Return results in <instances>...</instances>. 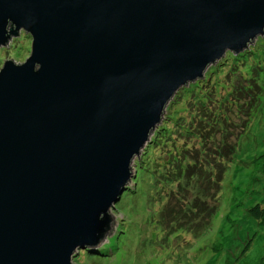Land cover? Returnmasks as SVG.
Listing matches in <instances>:
<instances>
[{
	"label": "water",
	"instance_id": "obj_1",
	"mask_svg": "<svg viewBox=\"0 0 264 264\" xmlns=\"http://www.w3.org/2000/svg\"><path fill=\"white\" fill-rule=\"evenodd\" d=\"M0 264H74L178 89L264 35V0H0Z\"/></svg>",
	"mask_w": 264,
	"mask_h": 264
},
{
	"label": "rangeland",
	"instance_id": "obj_2",
	"mask_svg": "<svg viewBox=\"0 0 264 264\" xmlns=\"http://www.w3.org/2000/svg\"><path fill=\"white\" fill-rule=\"evenodd\" d=\"M17 35L0 46V67L29 55L31 37ZM249 77L263 88L254 108L243 99ZM223 136L239 139L217 210L204 230L189 235L214 202L210 162ZM131 166V189L109 211L115 231L96 246L109 256L79 249L74 264H264V216L248 212L256 203L264 207V35L239 54L226 51L202 78L180 87Z\"/></svg>",
	"mask_w": 264,
	"mask_h": 264
},
{
	"label": "trees",
	"instance_id": "obj_3",
	"mask_svg": "<svg viewBox=\"0 0 264 264\" xmlns=\"http://www.w3.org/2000/svg\"><path fill=\"white\" fill-rule=\"evenodd\" d=\"M247 81L248 82L253 81V82L247 87V89H245L243 87L246 90L243 99L251 100L249 107L254 108L256 106L257 98H259L260 93H261L263 88H260L261 85L256 81L255 77H249L247 79ZM253 88L256 90H254ZM226 122L227 121L225 120V123ZM238 139L236 138L233 142L225 139V136H223L221 139L220 138L216 139L218 148L214 149L215 150V155H214L215 159H213V161H212L213 163L210 162V164H213L212 167L215 168V173H212V175L210 176L211 182L216 186V188H215L216 193H215L214 198H213L214 202H213V204H211L210 208L207 209V211H204L203 214H205V217H203V219L201 221H199V223L197 224V228L195 230L192 229V231L189 232V235H192V234L196 235V234H199L202 230H204V228L209 224L210 218L215 214V212L217 210V206H218V201L220 198L219 193H220V188L222 186V179H223V176H224L226 169L228 168V164L233 160L236 142H237L236 140H238ZM204 160H205V162L208 161L207 155H205V157L201 156L202 164L204 163ZM262 171H263V169H262ZM211 172H213V171H211ZM138 173L140 174V171L136 172L134 181H138V178H139ZM130 189L131 188L125 189V191H123L122 194L120 195V199L122 198V196L127 194V192ZM131 196H134V195L132 194ZM248 212H249V215L252 216L253 218L259 219V218L264 216V207L262 205L256 203L255 205H253L252 207L249 208ZM184 242H185L184 244H181V247L185 244H188L189 239L187 238ZM250 242L251 241L246 243L245 248L243 250V253L246 250H248V248L250 246ZM176 248H178V247H176ZM84 251L86 252V254H88L89 252H93L92 255L106 256V257L109 256V251L107 250L106 246H102L100 248H95V249H90V250L84 249Z\"/></svg>",
	"mask_w": 264,
	"mask_h": 264
}]
</instances>
